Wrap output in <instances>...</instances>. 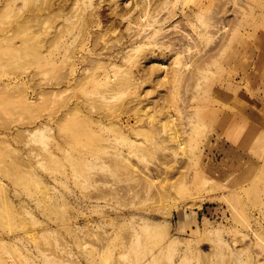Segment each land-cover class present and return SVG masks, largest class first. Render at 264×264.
Returning a JSON list of instances; mask_svg holds the SVG:
<instances>
[{"label":"rangeland","instance_id":"obj_1","mask_svg":"<svg viewBox=\"0 0 264 264\" xmlns=\"http://www.w3.org/2000/svg\"><path fill=\"white\" fill-rule=\"evenodd\" d=\"M46 1L0 0V264H264V0Z\"/></svg>","mask_w":264,"mask_h":264},{"label":"bare ground","instance_id":"obj_2","mask_svg":"<svg viewBox=\"0 0 264 264\" xmlns=\"http://www.w3.org/2000/svg\"><path fill=\"white\" fill-rule=\"evenodd\" d=\"M62 0H47L46 1V3H45V6H46V8H47V10L48 11H52L53 9H58L56 12H63L66 8H67V4H65L64 5V3L62 4L61 3V5H58L59 4V2H61ZM65 1V0H64ZM67 1V0H66ZM65 1V2H66ZM63 2V1H62ZM103 3H104V0L102 1ZM106 3V2H105ZM129 4V2H127V1H125L124 2V4L123 5H126V4ZM42 4H44V3H42ZM42 4L39 6V7H41L42 6ZM107 4V3H106ZM119 4V3H118ZM117 4V5H118ZM105 5V4H104ZM53 6H55V7H53ZM66 6V7H65ZM121 5L119 4V6H116V7H118V8H116V7H114L115 8V10L116 11H114L115 13H111L113 16H115V17H117V18H123L122 16H123V12H121V7H120ZM127 6V5H126ZM123 7V6H122ZM38 8V7H37ZM36 7H33V9H37ZM107 8H108V6H107ZM109 9V8H108ZM107 9V10H108ZM97 9H95L94 11H96ZM114 10V9H113ZM123 11V10H122ZM94 13L95 12H92V11H89V13H87L85 16H84V18L82 19V18H80V21L79 22H81V28H80V33H83V29H86V28H88L90 25L92 26L93 24H94V21L95 20H93V18H94ZM97 13H98V10H97ZM110 14V15H111ZM112 15H111V17H112ZM96 17H97V14L95 15ZM99 16V15H98ZM115 17H113V18H115ZM116 18V19H117ZM98 20H100L99 18H98ZM96 22V21H95ZM97 23V22H96ZM97 25V24H96ZM102 29H104L105 30V28H102ZM101 29V30H102ZM104 30H102V31H99V32H96V33H93V35H94V37L92 38V43H93V47L95 48L97 45V43L98 42H96V39L97 38H101V36H103V34H104ZM104 31V32H103ZM103 32V33H102ZM81 42V41H80ZM97 48V47H96ZM120 153H121V151H119Z\"/></svg>","mask_w":264,"mask_h":264}]
</instances>
